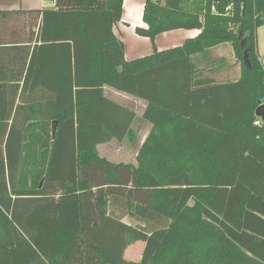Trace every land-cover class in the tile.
Returning <instances> with one entry per match:
<instances>
[{"label": "trees", "instance_id": "obj_1", "mask_svg": "<svg viewBox=\"0 0 264 264\" xmlns=\"http://www.w3.org/2000/svg\"><path fill=\"white\" fill-rule=\"evenodd\" d=\"M47 1L0 10V264H264V0H144L134 32L152 51L133 59L124 0ZM177 29L200 32L157 49ZM224 42L240 64L226 82L198 68ZM145 123L135 165L97 155Z\"/></svg>", "mask_w": 264, "mask_h": 264}, {"label": "crops", "instance_id": "obj_2", "mask_svg": "<svg viewBox=\"0 0 264 264\" xmlns=\"http://www.w3.org/2000/svg\"><path fill=\"white\" fill-rule=\"evenodd\" d=\"M46 1L47 0H0V10L46 9V5H45ZM130 1L135 2L137 0H130ZM127 2L128 0H124L123 2L122 20L116 24L114 31L121 38H125V39L130 38L131 45L129 49L124 39H122L124 42V56L126 58L128 55L129 58L133 59V58H137V57L150 53L152 51V43L147 37H142V36L135 34L134 27L137 25H141V26L144 25L142 21V10H140L139 13H136L137 8L132 7V5L127 6ZM142 2H144V0H142ZM51 7H48V8H51ZM142 9H143V6H142ZM263 27H264V22L257 29L256 50H257L258 57L264 66V38H260L259 36V30L260 29L262 30ZM199 32L200 30H185V29L167 31V32L159 34L156 37L155 46L157 47V49H165L169 47L179 46L186 39L193 38L196 35H198ZM133 33L136 35L135 37L132 36ZM142 38L148 39V44L146 42L147 40H144L145 42H143ZM163 38L165 39V41L162 42L161 39ZM142 46H144V49H141ZM137 54H140V55L138 56ZM205 57H206V60L198 64V68H200V70L203 71V75H207L210 78H214L216 81H224V82L229 81V80H236L237 78H239L240 64L234 58L233 48L230 43L224 42L214 47H211L206 52ZM107 89H110L115 94L121 93L111 88H106V90ZM121 94L126 95L124 93H121ZM146 124L147 123H145L144 125ZM148 124L150 125V123ZM150 128H151V125L149 127V130ZM125 217H129V216L126 215L123 217V219ZM142 248H143V243H142ZM140 255H141V252H140ZM138 259H128V260H138Z\"/></svg>", "mask_w": 264, "mask_h": 264}, {"label": "rangeland", "instance_id": "obj_3", "mask_svg": "<svg viewBox=\"0 0 264 264\" xmlns=\"http://www.w3.org/2000/svg\"><path fill=\"white\" fill-rule=\"evenodd\" d=\"M144 2H142V0H137L135 2H131L130 0H128L127 2V6L132 5V7L137 8L136 13H139L140 10H142V6H143ZM46 8L51 7L52 4L51 2L46 1L45 3ZM133 37H135L136 35L133 33L132 34ZM259 36L260 38H264V27L263 29L259 30ZM124 39V41L126 42L128 49L131 45V40L130 38H122ZM143 42H145L144 40H147V44H148V39H143ZM161 41H165V39H161ZM133 44V43H132ZM141 49H144V46L141 47ZM144 51V50H142ZM141 51V52H142ZM139 52V53H141ZM143 53V52H142ZM138 56L140 54H137ZM127 59H131L129 58V56L127 55L126 57ZM106 93L114 98L115 100H117L119 103L123 104V105H127L130 108H133L136 113L138 115L142 114L143 109L145 108V101L139 97V96H131V95H121L120 94H115L113 91H111L110 89L106 90ZM146 106V105H145ZM149 127L150 125L147 123L146 125H144L142 127V129L139 131L136 140L131 143L129 140H123V141H117V140H111L109 142L103 143V144H99L96 147V151H97V155L107 161L113 162V163H131V164H136V155L138 153L139 148L141 147L148 131H149ZM124 222H127L130 225H135L136 222L129 218V217H125L123 219ZM142 249V243L141 242H133L132 244H130L127 249L125 250V257L127 259H138L140 256V252Z\"/></svg>", "mask_w": 264, "mask_h": 264}, {"label": "water", "instance_id": "obj_4", "mask_svg": "<svg viewBox=\"0 0 264 264\" xmlns=\"http://www.w3.org/2000/svg\"><path fill=\"white\" fill-rule=\"evenodd\" d=\"M255 115L264 122V104H261L255 109ZM52 136H54V132L52 133Z\"/></svg>", "mask_w": 264, "mask_h": 264}, {"label": "built area", "instance_id": "obj_5", "mask_svg": "<svg viewBox=\"0 0 264 264\" xmlns=\"http://www.w3.org/2000/svg\"><path fill=\"white\" fill-rule=\"evenodd\" d=\"M261 123H262V121H260L259 119H256V120L254 121V124H256V125H261Z\"/></svg>", "mask_w": 264, "mask_h": 264}]
</instances>
